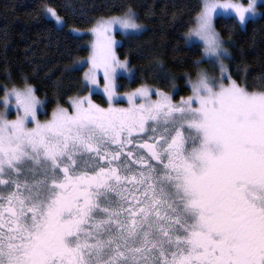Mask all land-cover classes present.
I'll return each mask as SVG.
<instances>
[{
    "label": "snow or ice",
    "instance_id": "snow-or-ice-1",
    "mask_svg": "<svg viewBox=\"0 0 264 264\" xmlns=\"http://www.w3.org/2000/svg\"><path fill=\"white\" fill-rule=\"evenodd\" d=\"M256 3L204 0L184 41L220 75L198 70L178 102L145 86L117 93L135 72L112 33L145 30L132 8L96 22L92 54L69 69L89 65V95L70 98L71 111L41 122L26 78L0 85V264H264V77L242 86L226 72L213 23L234 13L243 26ZM41 14L65 23L56 7ZM151 70L176 88L161 64ZM101 71L107 107L91 98Z\"/></svg>",
    "mask_w": 264,
    "mask_h": 264
},
{
    "label": "trees",
    "instance_id": "trees-1",
    "mask_svg": "<svg viewBox=\"0 0 264 264\" xmlns=\"http://www.w3.org/2000/svg\"><path fill=\"white\" fill-rule=\"evenodd\" d=\"M204 0H0V85L23 86L24 79L36 89L43 101L41 117H49L58 104L68 105L70 97L86 94L83 74L86 64L71 71L75 62L89 55L87 37L70 29H89L99 19L123 15L128 8L138 14L144 31L134 37L123 36L117 56L127 60L134 79L119 76L120 90L150 85L172 91L169 81L151 70L161 64L177 90L179 99L191 93L189 79L208 63L197 65L202 46L189 47L184 36L194 25ZM56 7L65 23L61 28L44 17V5ZM216 29L230 54L228 73L238 83L251 84L264 77V4L260 14L244 26L233 16H219ZM4 92L0 89V100ZM94 99L102 98L93 94ZM2 106H0V111Z\"/></svg>",
    "mask_w": 264,
    "mask_h": 264
},
{
    "label": "rangeland",
    "instance_id": "rangeland-1",
    "mask_svg": "<svg viewBox=\"0 0 264 264\" xmlns=\"http://www.w3.org/2000/svg\"><path fill=\"white\" fill-rule=\"evenodd\" d=\"M215 2L216 3H220V4H223V3H237V4H240V3H242V4H244L245 6H247V4L249 3V0H215ZM261 4H264V0H257V3H256V16L254 17V18H257V17H259V14H260V5ZM202 10V9H201ZM218 11H223V10H218ZM200 13V12H199ZM199 13L196 15V17L199 15ZM117 16H121V15H117ZM219 16H223V17H226V16H228V15H218V16H215L214 17V21H213V23H214V27H215V25H216V19H217V17H219ZM232 16L234 17V13L232 14ZM196 17H195V19H196ZM108 18H111V17H107V18H105V19H108ZM49 19H51L50 17H49ZM100 20V19H99ZM98 21V20H97ZM96 21V22H97ZM96 22L94 23V25L91 27V28H89V29H83V30H81V29H77V28H72V29H70L71 30V32H73L75 35H78V36H81V37H87V40H85V42H86V44H87V46H89V50H90V52H89V55L87 56V57H89L91 54H92V45L95 43V41H96V36L94 35V33L92 32V29L95 27V25H96ZM55 23V22H54ZM138 23H140V22H138ZM140 24H142V23H140ZM56 25V24H55ZM143 25V24H142ZM58 27H60L61 28V26H59V25H57ZM64 26V25H63ZM195 25H193L191 28H193ZM244 26V25H243ZM215 30L217 31V33H219L218 32V30L216 29V27H215ZM119 34H120V32L119 31H113V33H112V36H113V38L116 40V41H118V44H117V46H116V48H115V52H116V55H117V47L120 45V42H121V38H120V36H119ZM220 35V34H219ZM123 36H125V35H123ZM220 38H221V36H220ZM221 41H222V44H223V47L224 48H226V45H225V41L224 40H222V38H221ZM202 46V45H201ZM227 49V48H226ZM202 51H203V46H202ZM121 61H124V59H121L119 56H117ZM227 59H223V64H224V67H225V69H226V72L228 73V62L226 61ZM88 67H89V65L88 64H86V67H85V71H87V69H88ZM128 67H129V69H131L132 70V68L128 65ZM201 70H207V72H208V74L209 75H211V76H215V77H219V75H220V72H219V66L218 65H213V64H207V66L206 67H203ZM84 71V72H85ZM229 74V73H228ZM120 76H124V77H126L127 79H129L128 78V76H127V74H123V75H120ZM98 80H99V85H98V91L95 93V94H100V96L102 97V98H96V99H94V97H93V95H92V100H93V102L94 103H96V104H99L101 107H107L108 106V104H107V97L103 94V87H104V81H103V72L101 71L99 74H98ZM118 80H119V76H118V78H117V84H118ZM192 80H195V79H192ZM225 83H227V80H225L224 81ZM119 85V84H118ZM190 85V84H189ZM242 85V84H241ZM141 86H145V87H149V88H152V89H158L157 87H154V86H150V85H141ZM140 86V87H141ZM243 86V85H242ZM13 86H9L8 87V89H11ZM16 87V86H15ZM22 86H20V87H17V88H21ZM118 88H119V86H118ZM117 88V93L121 96V97H123V95L125 94V93H127V92H131V91H133L134 89H136V88H134V89H130V90H120V89H118ZM138 88V87H137ZM190 88H191V86H190ZM89 90V89H88ZM177 90V87L175 88V89H173L172 91H168V93L170 94V95H174V93H175V91ZM163 91H165V90H163ZM165 92H167V91H165ZM192 93H190L189 95H186L184 98H187L188 96H190ZM37 95V94H36ZM87 95H89V92H87L86 94H77V95H75V96H73V97H70V98H75V97H78V96H87ZM38 97V96H37ZM70 98L68 99V105H63V104H58L54 109H56L58 106H60V107H65V108H68L69 109V111H71V107H70ZM2 99H3V97H2ZM1 99V100H2ZM153 99H156V97L155 96H153ZM173 100L175 101V102H178L179 100H180V98L179 99H175L174 97H173ZM116 106L117 107H128V104H127V100L126 99H123L122 100V102H120V103H117L116 104ZM42 110V109H41ZM41 110L40 111H38V113H37V118L41 121V122H44V121H46V120H48V119H50L51 118V115L49 116V117H41V114H40V112H41ZM5 110L3 109V107H2V109H1V111L0 112H4ZM50 114H52V112L50 113ZM16 115H17V113H16V110H15V101H14V99L12 100V102L10 103V105H9V108H8V110H7V118L8 119H15L16 118ZM30 126H32V125H30Z\"/></svg>",
    "mask_w": 264,
    "mask_h": 264
}]
</instances>
